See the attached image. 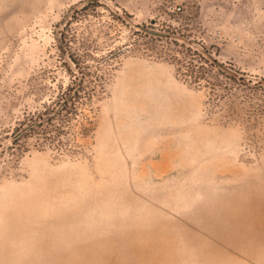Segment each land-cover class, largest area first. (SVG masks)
Listing matches in <instances>:
<instances>
[{
  "label": "rangeland",
  "instance_id": "1",
  "mask_svg": "<svg viewBox=\"0 0 264 264\" xmlns=\"http://www.w3.org/2000/svg\"><path fill=\"white\" fill-rule=\"evenodd\" d=\"M256 263L264 0H0V264Z\"/></svg>",
  "mask_w": 264,
  "mask_h": 264
},
{
  "label": "built area",
  "instance_id": "2",
  "mask_svg": "<svg viewBox=\"0 0 264 264\" xmlns=\"http://www.w3.org/2000/svg\"><path fill=\"white\" fill-rule=\"evenodd\" d=\"M178 11H180L182 9V6L178 5L175 7Z\"/></svg>",
  "mask_w": 264,
  "mask_h": 264
},
{
  "label": "bare ground",
  "instance_id": "3",
  "mask_svg": "<svg viewBox=\"0 0 264 264\" xmlns=\"http://www.w3.org/2000/svg\"><path fill=\"white\" fill-rule=\"evenodd\" d=\"M257 264V263H256Z\"/></svg>",
  "mask_w": 264,
  "mask_h": 264
}]
</instances>
